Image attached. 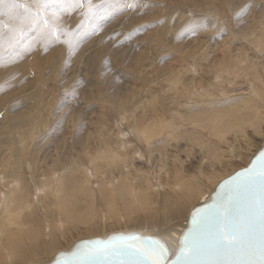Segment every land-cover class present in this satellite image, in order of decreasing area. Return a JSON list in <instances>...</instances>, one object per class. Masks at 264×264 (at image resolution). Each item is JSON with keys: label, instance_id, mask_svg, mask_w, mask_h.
Returning <instances> with one entry per match:
<instances>
[{"label": "bare ground", "instance_id": "obj_1", "mask_svg": "<svg viewBox=\"0 0 264 264\" xmlns=\"http://www.w3.org/2000/svg\"><path fill=\"white\" fill-rule=\"evenodd\" d=\"M18 1L19 0H3V3L0 4V15H2L3 13H4V15L8 14L9 15L8 19L9 20L13 19L12 24H11V21L10 22H8L9 20L6 21L8 23V27L4 30L5 33H8L6 41L1 40V38H2L1 36H2V34H4V32L0 27V52L3 51L5 49V47H7L8 43L12 37V32L15 31V28L22 25L21 19L19 20V22L16 25H13V22L14 23H15V21L17 22V20L21 16H23V13H26V11H27V10H24L25 7L23 10H21V8H20L22 6L21 4L24 1L22 3L20 2L21 4L19 3V6H17ZM38 1H40V0H38ZM74 1L75 0H68V9H70L71 7L73 8V11L72 10L67 11V12L71 13L69 15L70 17H74L75 13L80 12V9L82 8V7L75 6L76 2H74ZM166 1L167 0H164V2H166ZM176 1H177L176 4H178V7H180V8H178L179 11H182L183 5H185V4L190 6L191 5L190 3H194V7H195L196 3H202L203 2L202 0H176ZM259 1L261 2L262 0H259ZM35 2H33V3H35ZM208 2H209V0L205 1V3H208ZM25 3H26V1H25ZM25 3H24V5H25ZM209 3L213 4V7L215 8L214 10L216 13L220 14V18L224 17L223 19H224V21L227 22V26L228 27L230 26L229 30L228 29H227V31H223L224 29L221 30L220 28H221L222 24L220 25V23H216V22L213 23L214 20L212 23L210 22V24L208 25L209 27L206 26L208 29L207 28L204 29L203 27L205 26V24H203L204 26H202V24L200 22L199 23L195 22V24H189L190 23L189 20H191V18H193V17H191V18L189 16L186 17L185 15L181 14L182 12H179L176 14H174L172 12L171 15H173V17H174V19H172V20H174V22L171 21L170 19H168V20H170L169 23H171V24L169 25V27H171V28H169L168 26H164V25H167L166 24L167 22L165 20V22L162 21L163 22L162 24L160 23L161 26H159V25L157 27L155 26V28L157 30V31H155L152 29V27L154 26L155 23L146 22L145 31H147L150 27V31L147 33V35L148 34H154L155 37H151V36L150 37L156 41H159V43L164 44L163 45L164 47L163 46H159V47H161V48L163 47L165 49H166L165 46H167V45H168L167 48L168 47H172V48L174 47L173 45H175L174 39H176V35L178 37V33L182 30L183 27H186L187 25H189V26H187L188 30H190V29L195 30V28L198 27V28H201L202 31L201 30L200 31L202 33H209L211 31H214V33L219 34L221 36V34L223 32H225L227 35L231 36L232 38H235L236 44L234 46H232L231 43L227 44V43L223 42L222 46H224V47L229 46V47H228V49L223 50V54L221 53V56H220V53H218L220 57L219 56L214 57V55H213L214 59L216 58V60H213V59H211V60L215 63V65L218 63V64H221L222 66L218 67L220 65L217 64L218 66H216V69H219V70L214 71V69H215V67H214V69H211V71H214V72L210 71V68H213V67H210V68L207 67V68H209V71H207V74L209 72H211L212 76L206 75L202 78L196 77L195 74H194V76H191L193 74H188V72L190 73L193 71L191 68H189V66H187L186 63H181V64L177 65L175 61L173 62V67H171L169 69L170 70L169 74L166 72L167 81L171 80V82H172V80L174 79L175 86L177 85L178 87H182L183 91H180V93H179L182 95V97H186L188 99L189 95L187 96V94L189 92L195 93L199 98L203 97V96H211L212 94L216 95L217 93L219 96L224 95L225 93H227L228 95H231V96L235 95L234 98L231 97L228 100H225L224 103L222 102L221 104H219V103L215 104L213 102L204 101L201 103V105H197L196 107H194L195 104H193V105H191V107H188V108L186 107L184 109H181L179 107V105L183 103L184 99L180 98V100H176V99L172 98L171 103H169L167 101L170 98V96H172V94L173 95L177 94V92H173V90H172L171 95L170 94L168 95L169 97L165 93V92H167V90L164 92L165 93L164 95L163 94L159 95V98L156 97L155 95L153 96L152 95L154 93L153 90L157 89V88L152 89V88H154V86L152 85V83H153V77L152 76H154V74H152V76H151V74L149 75V71L145 70V66H146V61H147V63H150L153 58L156 59L155 57L149 56L150 54L154 53L155 50H153L154 52L151 50L152 53L148 54V52L150 51V49H149L150 46L148 44L149 42L147 43L148 44L147 45V44H145L146 42H144L143 40H142L144 42L143 45L141 44V45H139V47H138V45L136 46V49H137V47L138 48L143 47L145 49L146 48L148 49L146 52H143L144 49L142 50L140 48V50L143 53L137 52L135 49V46H133L134 48L124 46L125 48L123 50L122 48H119L121 46V44H120V46L118 45L119 47L117 45H113L112 46L113 48H109L107 45H104L105 48L102 49L99 47L101 50L96 51L97 48H93V47L97 46L98 43L96 42V39L91 36V37H89L90 40H88L84 44L80 45L77 52L75 51L77 54H76V56L73 55L75 57L73 58L74 61L71 60V61H73V65H72V63H70V66H71L70 69H68L69 67L67 66L69 59L66 60L67 62L65 61L66 64H65L64 69L66 70V68L68 67L67 68L68 71H66L67 73H65V72L64 73L68 74V76L72 75V77L74 75V77H75L74 72L76 70L74 68V65H75L78 57L81 56V57L85 58V60L82 58V62L86 63L87 67L89 66L91 69V71H89L88 82L90 84H94L90 88H88V90H87L88 94L86 93L88 95V98L91 100L92 103H98V102H101L104 100L105 96L104 97L102 96V92H104L103 87H105V85L108 86V83H110V80L112 77V76L107 77L106 75H104V76H106L103 78V80L105 81V84H101L102 79L99 78V76L102 75L101 72L105 71V72L109 73V71L105 70V69L109 70V67H108L109 65L106 62H104L106 60V58L104 56H106L107 53H111V57H113V59H114L113 62L115 61V63L116 62L118 63V61L124 60V58H127V61H129L128 64L130 66V67H128V69L130 70L129 73H131V75H134L136 70L139 72L137 78L140 79V83H139V85L133 86V87L130 85V83H124V82L120 86V83H118V81H117L118 79L116 80V77H115L116 74L114 72H110V73L114 74V79H115V83H113L114 84L113 85L114 91L112 92V95L109 94V96H111V98L109 99V97H107V99L105 100L106 101L105 104H102L99 107V110L101 111V113H99L100 114L99 117H97V119L95 121H93V120L90 121L92 123V125L94 126L93 130H88L86 134L78 136V139L81 138L80 143H82L83 140L85 142V143L81 144L82 146L84 145L83 149L86 147L83 152H85V150H88L87 143H86L87 140L93 143V148L95 149V151L92 152L91 154H94L96 156L91 157V158H94V163H95L96 159H98V160L103 159L106 161L105 165L108 167V169L104 170V172L105 171H106V173H107V171L109 172V170L113 167V165H115L114 163H119V165H116L113 168V170H111V172H114V171H115V173L117 172L116 176H114V177L112 176L113 177L112 183H113V186L115 188H117L119 191L118 196L120 195V198L118 196L116 197L119 199V202H120L118 204L116 203V207H119L120 205H122L124 207L122 214L124 213L126 215L125 216L126 219H128V220H138V221L141 220V222H143V225L149 224L151 226L152 225L153 226H157V225L159 226L162 223L165 224L166 222H169L172 219L179 218L184 211L183 206L185 207L186 203L190 204L192 202V200L197 195H199V193H202L201 189H202V185L205 181H208L209 179H211V177H214L217 174V172L219 171V169H222L223 167L225 168V165L227 163L229 165L230 161L233 160V157L235 159H241V161H242L241 157H244V156L248 157L247 152L245 151L246 147L243 151L242 150L238 151L237 148H240V147H238L237 145L235 146V142L238 140L242 144L245 141L244 144L247 146L252 140L255 141V136L257 135V132L260 133V132L264 131V129H263V127H264L263 126L264 125V63H261V60H260V59L264 58V18H262L260 20L257 19L260 16L257 15L258 17H256V13H255L251 16L252 17V18H250L251 20H249V22L247 21L248 23L246 22V23L242 24L243 23L242 22L240 24V26H238L239 28L237 27L239 29V33L242 36L239 35V36H241V38H237L238 35L236 37V35H235L236 32L234 31L235 30L234 28H236V27H234L233 28L234 30H233L230 23L232 22L234 24V26L237 25L238 23H236V22L234 23L233 20L243 21L240 18L246 17L248 12H246V13L242 12L241 13V10H244V8L241 9L239 7V1L236 2L235 0H211ZM243 4H244V2H243ZM163 5H165V4H163ZM139 6H141V5H139ZM145 6L148 8V10L149 9L153 10L155 7H157V4L152 2V3H147V5H145ZM170 6H172V5L170 4ZM208 6H205V7H208ZM252 6L257 8V6L251 5V7ZM262 6L263 7L258 9V10H259V13L261 12V14L263 16L264 15V3L262 4ZM38 7H39L40 11H43L42 8L40 7L39 3H38ZM63 7L64 6H61V3L59 2L55 6H52L51 3H48L45 8L46 9L59 10V8H63ZM197 7H196V9H197ZM227 7H228V9H227ZM208 8H210V7H208ZM163 10L166 11L167 8L161 9V15L163 13ZM27 13L29 14L28 11H27ZM199 14H201V13H199ZM31 16L32 15H30L29 17L31 18ZM215 17L216 16H214L213 18H215ZM248 17H249V15H248ZM50 18H49V15H46L42 24L39 21H36L37 19L34 20V23L37 22L36 25H33V30L36 29V31L34 30L35 31L34 34H38L35 42L42 45V46H44L46 44L51 45V43H53V42L58 44V46H60L61 48L68 46L67 45L68 43H69V46H71L70 45L71 42L69 39L70 38L69 32L63 33L65 35L62 34L63 36L61 37L60 40L56 41L55 37H54L55 40L53 39V36L49 32L50 29H53V30L56 29L55 31L57 33H59V36H60L61 33L64 32L63 30L65 28L64 27H57L58 23L57 22H51ZM129 19H131V18H129ZM245 19H247V18H245ZM31 20H33V19H31ZM45 20L47 22H45ZM116 21L112 22L110 24V27L112 26V28H113ZM121 21H120V23H121ZM205 22H206V20H205ZM148 24H149V26H148ZM11 25H13V27ZM23 25H25V24H23ZM41 26H43V27L41 28ZM224 27H226V26L224 25ZM176 29H180V30H176ZM238 29L236 31H238ZM53 30H51V31H53ZM208 30H209V32H208ZM55 31H53V32L55 33ZM187 33H188V31H187ZM122 34H121V36H122ZM196 34L197 33L195 32V35ZM202 35H200V36H202ZM204 35H206V34H204ZM210 35L212 37V34H210ZM213 35L215 36V34H213ZM247 37H248V40L245 39ZM14 38H15V34H14L13 39L11 40V44H12L11 48L4 50L3 52H5V53L3 55H2L3 52H1V54H0V75H1V77L6 78L8 83L15 81V83L19 84L18 78L20 77V75L22 73H24L25 71L36 69L35 73H33L34 80L38 81L37 85H41L42 90H36L34 92L31 91L29 94H27V96L30 95L27 99H29V98H31V99L26 103H32L34 106L33 109H30V107L27 106L26 104L24 105L25 101L20 105V104H14L10 100H8L9 104H10V106H9L7 104V101H6V98H7L6 96L5 97L3 96V98L0 99V114H1L0 115L1 116L0 117V243H2V245L0 246V264H9V263H4V261H6V260H4V261L2 260V257H4L5 255L7 258H11L10 259L11 261L13 260L15 262H18V261L22 262L23 260L32 261L37 256L39 258V255L41 253L44 254V253H48L49 251H53V253L51 254V257L46 258L45 263H42V262L39 263V264H50L57 257V255L59 253L72 251L74 246L79 241L86 240V239H94V238L106 239L107 237H109L113 234H131V233H137V234H140V236H153L156 238H159V237L163 238V236H165L162 240H164V242L167 244V246L169 247L171 256H173L174 253L176 252V250L178 249L179 245H180V240L182 238L184 231L189 226L190 217L193 214V212L199 206L203 205L204 203H206L210 200V198L212 197L213 193L216 191L219 184L224 179H226L227 177H225L223 180H221L218 183V185L216 184L217 186L215 187L214 191L212 190L213 192L211 191L212 193L210 192V194H208V195H205V193H204V195L201 197V203L198 204L197 206L195 205V207H193L191 209V211L189 212V216L182 223H180V225L179 224L175 225V227L171 226L168 229H166L164 232L162 231V233H160V234L154 235L153 234L154 232L153 233L148 232L147 229H145L147 232L144 230L143 231L140 230L142 232H139L138 230L134 231L132 229H131V231H125L123 229V231H114V232L112 231L111 233H109L107 235L104 234L105 236H95V237H91V238L80 239V240H77L74 244H72L71 247L68 245L70 248L63 249L60 251L57 250L58 252H54L56 250V248L58 247L56 244H58L59 238L62 236L64 237L65 233L67 232V228H64V226H65L66 222L68 224L69 217H70L71 223H72V221H76V222L77 221H86L87 218H85V216L82 215L79 210L84 209L83 207L87 208L88 206H94L95 205L94 199H96L95 203L97 205H99L101 203V198H100L101 196L99 197V199L96 196L97 192H96V188L94 185L93 178L96 176L97 179H99L101 182H103L102 178L100 177V175H102V172H103L102 166H101L103 164L95 165L93 163V161H91L93 164L90 167H93L92 171L94 174V176H93V174L91 176L90 170H88V168L85 167L86 166L85 161H87L85 157H87L90 154L89 152L86 151L87 152L86 154H88V155H86L84 153L83 154V155H85L84 158L82 160H79V158H77V157L81 156L80 152L79 153L77 152V154H79V156L76 154L77 157H74L73 155L71 156V154L68 155L67 152H65L66 154L64 152H63L64 154H62L61 150H60L61 147L54 145L57 141H54L55 143H53L52 145H46L47 143H50L49 139H51V134H52L51 131L53 130L52 124H53V119L55 118V117H53V116H55L54 111H53V104H55L56 100H58L57 93H60V88H59V86H57V88L52 87L53 89L48 88V86H46L47 85L46 81H43L42 77L45 74L44 70L45 69L49 70V68H47V67H52L53 65H55V67L57 68L61 64V63H58V60H61V58L63 56L61 55V52L58 51V52H53V53H50V52L47 53L46 52L43 54V56L42 55L38 56L36 53V55H32L33 56L32 57L31 54H33V53L24 51L20 47V42H16V44H14L15 40H16ZM24 38H25V40L27 39L26 40L27 43L33 44V42H30L31 39L30 40L28 39V36L24 37ZM30 38H31V36H30ZM138 38H140V37H138ZM187 38H188V36H187ZM212 38L214 39V37H212ZM142 39H143V37H142ZM215 39H216V37H215ZM218 39H217L218 40L217 42H213L214 45H211L212 47H214V46L216 47L218 45V43L221 44L220 41H223V39L221 37ZM122 40H125V39H122ZM196 40H200V41H196V44H197L196 46H198L201 49L202 48L204 49L205 47L209 46L206 44L208 41L207 40H206L207 42L204 41L205 39L202 40L200 38H197ZM142 41H140V42H142ZM156 41H154V42H156ZM169 41H171V43ZM214 41H216V40H214ZM109 42H110V40H109ZM129 43H131V42H129ZM157 43L152 42L150 45L157 44ZM182 44H183V42H182ZM253 44H254V47L252 46ZM176 46L177 45H175V48H176ZM38 47L39 46L36 44L35 47H33V48L37 49ZM60 47H58V48H60ZM91 48H93V49H91ZM156 48H157V45H156ZM161 48H157V49H159L161 52L165 50V49L163 50ZM175 48L172 51H177V49L175 50ZM209 48H211V47H209ZM207 49H208V47H207ZM185 50L183 52H185L186 54L192 55L191 52L194 53L193 51H191L189 53L188 51H190V50H188V49H187L188 51L187 50L185 51ZM31 51H33V49H31ZM180 51H182V50L180 49ZM20 52L22 54L21 59L19 56ZM88 52H89V54H88ZM168 52L169 51H167V55H169ZM13 53L15 54V58L12 59L11 55ZM155 53H157V52H155ZM163 53H165V52H163ZM163 53L161 55H163ZM176 54H177V52H176ZM207 54H208V52H207ZM183 55H184V53H183ZM185 56H183V57L185 58ZM172 57L177 58L179 56L177 54V57L176 56H172ZM193 57H195V56H193ZM200 57H201L200 59H202L203 55L201 54ZM221 57H222V59H221ZM37 58L43 59L44 60L43 63H37ZM180 58H182V56ZM154 59H153V61H154ZM101 60H102V62L100 65ZM186 60H187V58H186ZM124 63L126 64L127 62H124ZM156 63H158V62H156ZM174 63H175V65H174ZM167 64H169V63H167ZM230 64H233V65H230ZM210 65H212V64H210ZM118 67H121V65ZM118 67L116 66V68H118ZM73 68H74V71H73ZM160 68H161V66H160ZM54 69L52 68V70H49V72H50L49 74L51 76L53 73H55ZM122 69H125V68L122 67ZM116 70H119V68ZM126 70H125V72H126ZM154 70H156V69H154ZM164 70L165 69H163L162 72H164ZM40 71H41V74L39 76ZM59 71H60V68H59ZM62 71H63V69H62ZM112 71H113V69H112ZM47 72H46V74L49 75ZM51 72H52V74H51ZM122 72H123V70H122ZM122 72H120V73H122ZM150 72H151V70H150ZM153 72H155V71H153ZM162 72H160V73H162ZM204 72H205V69H204ZM204 72H199V73L204 74ZM108 73H106V74H108ZM120 73H118V74H120ZM201 74H200V76H201ZM50 75L48 76V78L50 77ZM122 75H123V73H122ZM126 75H128V74H126ZM163 75H165V74H163ZM56 76H59V78H63V76L61 75L60 72L57 71V69H56ZM163 78H165V76ZM239 78H241V80H239ZM223 79H225V80H223ZM132 80H133V78H132ZM155 81H156V79H155ZM160 81H162V80H160ZM206 81H210V82L206 83ZM168 82H166V83H168ZM154 83L156 84V82H154ZM158 83H159V81H158ZM115 84H119L120 87L116 88ZM162 84H163V82H162ZM159 85H160V83H159ZM157 86H158V84H157ZM162 86L165 87L164 85H162ZM160 87H161V85H160ZM198 88H200V89L205 88V92L201 91L200 89L198 90ZM167 89H168V87H167ZM219 89H222L223 92L220 93ZM158 90L159 89H157L155 91H158ZM109 92H111V91L109 90ZM170 92H171V89H170ZM158 93H159V91H158ZM84 95L85 94H83V96ZM106 95H107V93H106ZM191 96H193V95H191ZM1 97H2V95H1ZM66 97L67 96H64V94H63V96H62L63 104L65 102H66V104H68V103L71 104V99H69V101L67 103ZM198 97H196V98H198ZM85 98L87 99L86 95H85ZM120 98H122V100H124V101L121 102ZM205 99H207V98L205 97ZM4 100H5V102H3ZM84 101L87 102V100H85V99H84ZM140 102L142 103V106L140 107V110H142V113L140 116H138V114H136V110H137ZM107 108H109V109H107ZM76 109H74V110H76ZM105 109H107L109 111H107V110L105 111ZM77 110L75 111V113L79 114L80 110H78V111ZM167 111L170 112L168 121H167L168 117L166 115ZM174 111H176L177 113H175ZM117 112H118V114H117ZM173 112L176 115L174 117H173V115H174ZM171 113H172V115H171ZM57 115H59V114L57 113ZM151 117H153L152 118V120L154 122L153 124L156 125V127H157V128H155V130H153L151 128V125L149 124L150 123L149 120L151 121V119H150ZM182 117H183L184 121L191 119V118H195V119L193 121L185 124V122L182 120ZM177 118H179L181 120H179V119L177 120ZM116 119L121 120L119 126L118 125L116 126V123H115ZM146 120H148V122H146ZM63 121H64V119H63ZM202 127L206 128L207 131L210 133V135H212L215 139L216 138L217 139H224V144L221 145L220 143H218L220 140L218 142H217V140L216 141L211 140L209 142L206 141L205 137L203 138V136H202L204 134L201 135L200 131L197 130V128L203 129ZM95 128H97V129L95 130ZM99 128H103V130H100ZM128 128H132V130H129ZM248 128H251V129H248ZM58 129H57V132H59ZM45 130L49 131L48 134L44 133ZM125 131L126 132L129 131V134H128V132H127V134L124 133ZM166 131H167V134H166L167 137L165 135H163L166 138H161L160 137V135H162L161 133L165 134ZM73 132H76V130L74 131V129H73L72 133ZM78 132H76V133H78ZM62 136L58 135V137L56 139L58 140V138L62 137ZM156 136H157V138L160 137L159 139H157V141H155L156 145H151L150 146L151 150L148 149L149 147L146 148V145H148V144L150 145L154 142L153 139H155ZM171 136H176L178 138V140L174 137H172L173 139H169L168 137H171ZM74 138H75V136H74ZM78 139H75V140H78ZM184 139H188L190 141L189 143L193 144L194 146L196 145V147L199 146L201 151L206 150V153L208 152V155H207L208 157H203V158H208V159L210 158L211 162H212L211 163L209 161L206 163L207 168L209 165L211 167V169L209 171H207L208 173L206 172V174H204L205 172L204 173L202 172L204 174L203 175L204 177L200 173L195 174L196 173L195 167H199V165L197 166V164H194V162L189 161V164H187L186 168H183L182 166L180 167L179 165H181V164L178 163L179 167L178 166L174 167V168H176V169H174V171H170V170L168 171L166 169L167 167L166 168L164 167L165 168L164 171L167 170L168 174L166 177V176H164V174L162 172L163 176L166 177L165 180H163L164 179L163 177H162L163 179L160 178L159 181H161L162 184L160 182H158V185H157V183H155V181L157 182V180L153 179V177H155V176H152L150 171H149L148 174H145V175H147L146 177H148V178H146V180L149 183L145 184V185H140L141 184L140 181L142 180V178H144V174L143 173L140 174L141 176L139 177L137 171H140L143 168H141L140 163H138L140 167L137 164H135L134 159H136V158H135L134 154L136 155V153H138V152H143V153L149 152V150H150V154H152V156L155 155L154 152H157L156 154H158L159 159H161V157L164 158V153H166L164 149L167 145V153H166L167 157L170 155V157L172 156L174 161H176V159L179 158V155L174 153L175 152L174 148H173L174 152L170 153V151H172L170 149H171V147H176V148H178L177 151L182 150V149H180L181 148L179 145L180 143L178 144V142L180 140L184 141ZM60 140L63 141V143L67 142L63 139V137ZM173 140H174V142L172 143ZM61 141H58V142H61ZM184 142L187 143L186 141H184ZM69 143H72V142H69ZM58 145L60 146V144H58ZM81 145H80V149H81ZM31 146H33V147L31 148ZM69 146H70V144H69ZM263 147H264V145H263ZM263 147L259 148V149L261 150V149H263ZM63 148H64V146H63ZM242 148H244V147L242 146ZM71 149H73L72 146H71ZM67 150H65V151H67ZM33 151H35L34 152L35 154L37 152V154H36L37 160L35 159L36 161L33 160V156L28 155L29 153H31ZM79 151H82V150H79ZM259 151H257L253 155L255 156ZM229 152H231V153H229ZM234 152L237 153V154H235V156L233 155ZM81 154H82V152H81ZM125 155H127V160L125 159V161H124L123 159L126 158V157H124ZM28 156H29V158H27ZM227 156H228V158H225ZM254 156H252V158L248 157L250 162ZM148 157H149V155H148ZM153 158H154V156H153ZM172 158H171V160H172ZM196 160L197 159H195V162H196ZM200 160H198V161H200ZM249 160L247 162H249ZM38 161L49 162L51 169H54L53 173H47L48 171H46V174H47V176H46L45 174H42L45 172L44 169H43L44 172H41V174H39L38 171H37L38 172L37 173L36 170L39 169L36 167V165L38 164L37 163ZM145 161H148V160H145ZM168 161H169V159H168ZM198 161H197V163H198ZM233 161H236V160H233ZM241 161H240V163H241ZM243 161H244V159H243ZM78 162L79 163L82 162V163H80V165H83L82 169H79L78 167L77 168L71 167V165H74L75 163L77 166ZM83 162H84V164H83ZM89 162H90V159L87 161V163H89ZM167 163H169V162H167ZM182 163H184V162H182ZM249 163H248V165H249ZM42 164H44V163H42ZM142 164H147V162L142 163ZM165 164L162 166H165ZM169 165H170V163H169ZM230 165H231V163H230ZM40 166H41V163H40ZM40 166H38V167H40ZM144 166H146V165H144ZM149 166H150V164H149ZM247 166H245V167H247ZM34 167L37 169L35 170ZM245 167H243V168H245ZM145 168L147 169L148 167L146 166ZM164 168L162 167V169H164ZM207 168L204 167L205 170ZM41 169L42 168H40L39 170L42 171ZM146 169H145V171L147 172ZM168 169H170L169 166H168ZM129 171H130V173H132L131 176L128 175ZM156 171L158 172V170H156ZM194 171H195V173H193ZM50 172H52V170H50ZM152 174H153V172H152ZM41 175H45L46 177L42 178V177H40ZM156 175H158V173H156ZM160 175L161 174H159L158 176L160 177ZM106 176H108V175H106ZM126 177L131 178V180L133 182L134 181L137 182V184L134 185L135 190L134 191L132 190V192H129L130 189L129 190L127 189V185L125 183ZM119 179H120V181H119ZM100 185H101V183H100ZM211 189L212 188H210L209 190H211ZM106 190H108V189L106 188ZM125 191H126V193H124ZM150 191L154 192L152 196L150 195ZM127 193L129 196L125 195L127 198H123L122 195L127 194ZM208 193H209V191H208ZM98 194H99V192H98ZM50 195L53 199H51V198L47 199ZM106 196L108 198L109 194L105 193V199H106ZM116 198H114V199H116ZM102 200H103V198H102ZM109 200L112 201V198H110ZM113 201H115V200H113ZM197 201H196V203H197ZM117 202H118V200H117ZM198 202H200V201H198ZM71 203H74V206L76 205V211H74V212H76L78 215L73 213V209L71 208V206H73V204H71ZM49 206L54 207V210H55L54 215L55 216H53L48 211ZM99 209H101V208H99ZM117 211H119L118 208H117ZM60 212H61L62 216L58 215V213H60ZM95 212H97V211H95ZM134 213H136V218L134 216ZM181 218H179V219H181ZM142 219H143V221H142ZM111 221H113V220H111ZM186 221H187V225H185ZM21 223H22V226L27 225V224L36 225L38 229L37 230L35 229L36 230L35 231L33 229H29L26 226L25 232H20L18 229H15V228L20 227ZM135 223H136V221H135ZM145 223H147V224H145ZM138 225H136V226L138 227ZM140 225L142 226V224H140ZM97 226H99V225H97ZM123 226L121 228H124ZM59 227H61V229L63 230V231L61 230L62 233L59 232V230H58ZM161 229H162V226H161ZM155 230H157V229H155ZM68 231H70V229ZM166 240H169L170 243L166 242ZM40 260H41V258H40ZM44 260L45 259H43L42 261H44ZM47 260H48V262H47ZM16 264H18V263H16ZM30 264H35V263H30Z\"/></svg>", "mask_w": 264, "mask_h": 264}, {"label": "rangeland", "instance_id": "obj_2", "mask_svg": "<svg viewBox=\"0 0 264 264\" xmlns=\"http://www.w3.org/2000/svg\"><path fill=\"white\" fill-rule=\"evenodd\" d=\"M24 1V2H23ZM25 1H26V3H25ZM29 1V2H28ZM36 0H19L18 2H17V6H19V3L21 2H23L21 5V10H23L24 9V7H25V9L24 10H27L28 12H29V14L30 15H32L31 16V18L29 17L30 15L27 13V11H26V13H23V16H21L18 20H17V22L15 21V23L13 22V25H16L18 22H19V20L21 19V23H22V25H20L19 27H17V28H15V31H13L12 32V37H11V39H10V41H9V43H8V45H7V47H5V49L4 50H7V49H9V48H11V46H12V44H11V40L13 39V37H14V34H15V38L14 39H16L15 40V43L14 44H16V42H20V47L24 50V51H26V52H30V53H33V54H31V56L32 55H36V53H37V55L38 56H43V54L44 53H48V52H50V53H53V52H58V51H60L61 52V55L63 56L62 58H61V60H58V63H61L57 68L55 67V65H53L52 67H47V68H49V70H52V68L54 69V71H55V73H53L52 74V72H51V74H52V76L49 74L50 72H49V70L48 69H45L44 71H45V74L43 75V81H46V83H47V85L46 86H48V88H50V89H53V88H57V86H59V88H60V93H57V95H58V100H56V102H55V104H53V111H54V114H55V116H53V117H55L54 119H53V130L51 131V139H49L48 141L50 142V143H47L46 145H52L53 143H55L54 141H57L54 145H56V146H58V147H61L60 148V150H61V153L62 154H64L65 152H67V154L68 155H70L71 154V156L73 155L74 157H77V155L79 156V154H77V152L79 153L80 152V157H77V158H79V160H82L83 158H84V156L85 155H83L84 153L86 154L87 152H89L90 154L88 155V154H86V155H88L87 157H85L86 158V160L88 161L89 159H90V162L89 163H87V161H85L86 162V166L85 167H87L88 168V170H90V175L92 176V174H93V171H92V169H93V167H90V166H92V164L94 163V158H91V157H94V156H96V155H94V154H91L92 152H94L95 151V149L93 148V143L92 142H90V141H86V143H87V147H88V150H85V152H83L84 151V149L86 148H84L83 149V147H84V145L82 146L81 144H83V143H85L84 142V140H83V142L82 143H80V140H81V138L80 139H78V136L79 135H83V134H86L87 133V131L88 130H93V128H94V126L92 125V123L90 122L91 120H93V121H95L96 119H97V117H99V113H101V111L99 110V107L102 105V104H105V100L107 99V97H109V99L111 98V96H109V94L110 95H112V92L114 91V89H113V83H115V79H114V74L113 73H110V72H114L116 75H115V77H116V80L118 81V83H120V86H121V84L124 82V83H130V85L133 87V86H137V85H139V83H140V79L139 78H137V76H138V74H139V72L136 70H134L135 71V74L134 75H131V73H129L130 72V70L128 69V67H130L129 66V64H128V62L129 61H127V58H124V60H120V61H118V63L116 62L115 63V61L113 62V57H111V53H107V55L106 56H104L105 58H106V60L104 61V62H106L109 66V70L108 69H105L106 71H109V73L108 72H105V71H102L101 72V76H99V78H101L102 79V81H101V84H105V81L103 80V78L104 77H109V76H112L111 77V80H110V83H108V86H106L105 85V87H103V90H104V92H102V96L104 97V100L103 101H101V102H98V103H92L91 102V100L88 98V93H87V90H88V88H90L92 85H94V84H90L89 82H88V79H89V71H91V69H90V67L88 66L87 67V64L86 63H83L82 62V58L83 57H78V59H77V61H76V63H75V65H74V68H75V72H74V74H75V77H74V75H73V77H72V75L71 76H68V74H65V73H67L66 71H68L67 70V68L68 69H70V63H72V65H73V61H74V57L76 56V52L78 51V49H79V47H80V45H82V44H84L86 41H88V40H90L89 39V37H93V38H95L96 39V42L98 43L97 44V46H95V47H93V48H97L96 49V51L97 50H101L100 48H105V46L104 45H107L109 48H113L112 46L113 45H119L120 46V44H121V46L119 47V48H122L123 50H124V48L125 47H133V46H135V49H136V46L138 45V47H139V45H143L144 44V42H146L145 44H147L148 42V44H149V49H150V51L148 52V54L149 53H152V51L153 50H155V52H157V53H155L154 51V53H152V54H150L149 56H152V57H155L156 59H154V61H153V59H152V61L150 62V63H147V61H146V66H145V70L146 71H149V75L151 74V76H152V74H154V76H152L153 77V83H152V85L154 86V88H152V89H155V88H157V89H159L158 91H159V93H158V91H155V90H157V89H155V90H153V96L155 95L156 97H158L159 98V95H161V94H167V96L170 94L171 95V93H172V90H173V92H177V94H172V96H170V98L167 100L169 103H171V100H172V98L173 99H176V100H180V98L181 99H184V101H183V103L182 104H180L179 105V107L181 108V109H184V108H188V107H191V105H193V104H195L194 105V107H196L197 105H201V103L202 102H204V101H208V102H213V103H215V104H221L222 102L224 103L225 102V100H228L229 98H231V97H235V95H228L227 93H225L224 95H221V96H219L218 95V93L215 95V94H212L211 96H203V97H198L195 93H188L187 94V96L189 95V98L187 99L186 97H182V95L181 94H179L180 93V91H183V89H182V87H178L177 85L175 86V81H174V79L172 80V82H171V80H168L167 81V75H166V72L169 74V72H170V68L171 67H173V62L175 61L176 62V64L177 65H179V64H181V63H186L187 64V66H189V68H191L192 69V71L193 72H188V74H193V75H191V76H194V74H195V76L196 77H198V78H202V77H204V76H206V75H211L212 76V74H211V72H214V71H218L219 69H216V66H218V65H220V66H218V67H221L222 65L221 64H216L215 65V63L211 60V59H213V60H216V58L214 59V57L215 56H219V54L218 53H220V56H221V53L223 54V50L224 49H228V47L229 46H227V47H224V46H222V44H223V42H225V43H227V44H229V43H231V45L232 46H234L235 44H236V39L235 38H232L231 36H229V35H227L225 32H223L222 34H221V36L219 35V34H216V33H214V31H211V32H209V30H208V32L209 33H202L201 31V28H195V30L194 29H190V30H188L187 29V26H189V25H187L186 27H183L182 28V30L178 33V37H177V35H176V39H174L175 40V45H177L176 46V48H175V45H173L174 47L172 48V47H168L167 48V46H165L166 47V49L165 48H163L164 46V44H161V43H159V41H156V40H154L153 38H151V37H155V35L154 34H148L147 35V33L150 31V27H149V29L147 30V31H145V29H146V22H153V23H155L154 24V26L152 27V29L153 30H155V31H157L156 30V28H155V26L157 27L158 25L159 26H161V24L163 23V22H165V20H166V24L167 25H164V26H168L169 27V25L171 24V23H169V21L171 20V21H173L174 22V20H172V19H174V17H173V15H171V13L173 12L174 14H176V13H179V12H182L181 14H183V15H185L186 17H193V18H191V20H189V24H195V22H200L201 24H202V26H204L203 24H205V26L203 27L204 29H206L207 27H209L208 25L210 24V22L212 23L213 22V20H214V22L213 23H220V25H221V30H223V31H227V29L229 30V27L227 26V22L226 21H224V17H221L220 18V14L219 13H216L215 12V8L213 7V4H211V3H209L211 0H209V2L208 3H205V1L206 0H202L203 2L202 3H196V5H195V7H194V3H190L191 5V7L193 8H191L190 6H188V5H183V9H182V11H179V9L178 8H180V7H178V4H176V0H167L166 2H164V0H91V5H92V10L91 11H89V7H88V0H81V2H82V5L83 6H81L82 8L80 9V12H77V13H75V15H74V17H70L69 15L71 14V13H69V12H67V11H73V8L71 7L70 9H68V0H60V3H61V6H64L63 8H59V10H53V9H46L45 7H43L42 8V10L43 11H40V9H39V7H38V3L40 4V1H36ZM236 2H238L239 1V7L241 8V9H243L244 8V10H241V13L243 12V13H246V12H248V14L246 15V17H242V18H240L241 20H243V21H236V20H233L234 21V23L236 22V23H238L237 25H235L234 26V24L231 22L230 23V25H231V27H232V29L234 28V27H238V26H240V24L242 23V24H244V23H246L247 21L249 22V20H251L250 18H252L251 16L253 15V14H255L256 13V17H258V16H260V17H258L257 19H262V18H264V15L262 16V14H261V12L259 13V10L258 9H260V8H262L263 6H262V4L264 3V1L262 0L261 2L259 1V0H235ZM33 2H35V3H33ZM74 2H76V0L74 1ZM156 3L157 4V7H155L153 10H148V8L145 6V5H147V3ZM163 2V3H162ZM243 2H244V4H243ZM24 3H25V5H24ZM28 3V4H27ZM206 5H205V4ZM242 5H241V4ZM253 3V4H252ZM255 3V4H254ZM143 4V5H142ZM163 4H165V5H163ZM170 4L173 6H170ZM254 5V6H257V8L256 7H251V5ZM24 5V6H23ZM139 5H141V6H139ZM162 5V6H161ZM169 5V6H168ZM175 5V6H174ZM208 6V7H210V8H208V7H205V6ZM28 6V7H27ZM109 8H108V7ZM139 6V7H138ZM167 6V7H166ZM198 6V7H197ZM200 6V7H199ZM249 6V7H248ZM138 7V8H137ZM176 7V8H175ZM196 7H197V9H196ZM162 8H167V10L165 11V10H163V13H162V15H161V9ZM189 8V9H188ZM206 8V9H205ZM213 8V9H212ZM247 8V9H246ZM250 8V9H249ZM29 9V10H28ZM31 9V10H30ZM196 9V10H195ZM211 9V10H210ZM227 9H228V7H227ZM255 9V10H254ZM20 10V11H21ZM174 10V11H173ZM192 10V11H191ZM151 11V12H150ZM256 11V12H255ZM258 11V12H257ZM153 12V13H152ZM170 14H169V13ZM198 14H197V13ZM209 12V13H208ZM253 12V13H252ZM32 13V14H31ZM135 13V14H134ZM199 13H201V14H199ZM204 13V14H203ZM206 13V14H205ZM214 13V14H213ZM25 14V15H24ZM127 14V15H126ZM28 17H27V16ZM36 15V16H35ZM46 15H49V18L51 19V22H57L58 23V26L57 27H64L65 29L63 30L64 32H62L61 33V35L59 36V33H57L55 30H53V29H50L49 30V32L51 33V35L53 36V39H54V37H55V39H56V41L57 40H60L61 39V37L63 36V35H65V34H63V33H68L69 32V39H70V42H71V46H69V43L67 44L68 46H66V47H63V48H61L60 46H58V44H56V43H51V45L50 44H46V45H44V46H42V45H40V44H38V43H36L35 42V40H36V38H37V36H38V34H34L35 33V31H36V29H34L33 30V25H36V21H39L41 24H42V22H43V20H44V18H45V16ZM99 15V16H98ZM136 15V16H135ZM248 15H249V17H248ZM258 15V16H257ZM9 15L7 14H5L4 15V13L2 14V15H0V27H1V29L3 30V32H4V30L8 27V23L6 22V21H8L9 19V17H8ZM35 16V17H34ZM122 16V17H121ZM214 16H216L215 18H213ZM166 17V18H165ZM173 17V18H172ZM129 18H131V19H129ZM165 18V19H164ZM212 18V19H211ZM245 18H247V19H245ZM5 21H4V20ZM7 19V20H6ZM24 19V20H23ZM31 19H33V20H31ZM37 19V20H36ZM120 19V20H119ZM164 19V20H163ZM168 19H170V20H168ZM12 20L13 19H11V20H9L8 22H10L11 21V24H12ZM34 20H36L35 22L36 23H34ZM117 20V21H116ZM122 20V21H121ZM205 20H206V22H205ZM212 20V21H211ZM217 20V21H216ZM59 21V22H58ZM114 21H116V25L114 24V26H113V28H112V26L110 27V24L112 23V22H114ZM120 21H121V23H120ZM126 21V22H125ZM163 21V22H162ZM209 23H208V22ZM222 21V22H221ZM31 22V23H30ZM172 22V23H173ZM188 22V21H187ZM240 22V23H239ZM247 22V23H248ZM161 23V24H160ZM169 23V24H168ZM226 23V24H225ZM23 24H25V25H23ZM45 24V23H44ZM150 24V23H149ZM149 24H148V26H149ZM13 25H11L12 27H13ZM40 25V24H39ZM224 25L226 26V27H224ZM207 26V27H206ZM43 26H41V28H42ZM131 27V28H130ZM167 27V28H168ZM228 27V28H227ZM169 28H171V27H169ZM186 28V29H185ZM236 28H234L233 30L236 32L235 33V35H236V37H237V35H238V37L237 38H241V34L239 33V27L237 28L238 29V31H236L237 29ZM208 29V28H207ZM226 29V30H225ZM51 30H53V31H55V33L53 32V31H51ZM173 30V29H172ZM176 30H180V29H176ZM175 30V31H176ZM201 30V31H200ZM213 30V29H212ZM187 31H188V33H187ZM190 31V32H189ZM48 32V33H49ZM123 34H122V33ZM195 32L197 33L196 35H195ZM201 32V33H200ZM213 32V33H212ZM181 33V34H180ZM191 33V34H190ZM7 34L8 33H5L4 32V34H2V38H1V40L2 41H6V38H7ZM63 34V35H62ZM117 34V35H116ZM121 34H122V36H121ZM128 34V35H127ZM193 34V35H192ZM203 34V35H202ZM204 34H206V35H204ZM210 34H212V37H214V39L211 37V35ZM213 34H215V36L213 35ZM33 35V36H32ZM121 37H120V36ZM198 35V36H197ZM200 35H202V36H200ZM219 35V36H218ZM239 35H241V36H239ZM28 36V39L30 40L31 39V41L30 42H33V44H31V43H27L26 42V40H25V38L24 37H27ZM30 36H31V38H30ZM119 36V37H118ZM126 36V37H125ZM143 37V39H142V37ZM151 36V37H150ZM187 36H188V38L190 39H188L187 38ZM190 36V37H189ZM35 37V38H34ZM57 37V38H56ZM60 37V38H59ZM131 37V38H130ZM138 37H140V38H138ZM200 38V39H202V40H204V41H206L207 43V45H209V46H207L208 47V49H207V47H205L204 49L202 48H199L198 46H196L197 44H196V41H200V40H196L197 38ZM203 37V38H202ZM215 37H216V39H215ZM222 38L223 39V41H220V43L221 44H219L218 43V45L215 47H212L211 45H214V43L213 42H217L219 39L218 38ZM33 38V39H32ZM181 38V39H180ZM192 38V39H191ZM54 39V40H55ZM112 39V40H111ZM122 39H125V40H122ZM147 39V40H146ZM188 39V40H187ZM218 39V40H217ZM246 40H248V37L247 38H245ZM33 40V41H32ZM109 40H110V42H109ZM144 42H143V41ZM146 40V41H145ZM156 41V42H154V41ZM212 40V41H211ZM214 40H216V41H214ZM140 41H142V42H140ZM195 41V42H194ZM211 41V42H210ZM129 42H131V43H129ZM157 43V44H152V45H150L151 43ZM170 43H171V41H169ZM178 42V43H177ZM182 42H183V44H182ZM194 42V43H193ZM177 43V44H176ZM213 43V44H212ZM38 45L39 47L37 48V49H34L33 47H35V45ZM126 44V45H125ZM147 44V45H148ZM161 44V45H160ZM185 44V45H184ZM55 45V46H54ZM73 45V46H72ZM156 45H157V48H161V47H159V46H163L161 49H165L164 51H160L159 49H157L156 48ZM182 45V46H181ZM104 46V47H103ZM125 46V47H124ZM155 46V47H154ZM253 47H254V44L252 45ZM58 47H60V48H58ZM100 47V48H99ZM137 47V49H136V51L137 52H140V53H143V52H146L148 49L146 48H143V47H140L142 50L144 49V51L142 52L141 50H140V48H138ZM182 47V48H181ZM209 47H211V48H209ZM93 48H91V49H93ZM134 48V47H133ZM156 48V49H155ZM174 48H175V50L177 49V51H172V50H174ZM198 48V49H197ZM31 49H33V51H31ZM139 49V50H138ZM170 49V50H169ZM180 49L182 50V51H180ZM190 50V51H188L189 53L191 52V51H193L194 53H192L191 52V54L192 55H190V54H186L185 52H183L184 50ZM214 49V50H213ZM221 49V50H220ZM3 50V51H4ZM74 50V51H73ZM127 50V49H126ZM152 50V51H151ZM158 50V51H157ZM179 50V51H178ZM185 50V51H186ZM3 51H1V52H3ZM76 51V52H75ZM167 51H169L168 52V54L169 55H167ZM215 51V52H214ZM218 51V52H217ZM1 52H0V54H1ZM90 52V51H89ZM89 52H88V54H89ZM160 52V53H159ZM163 52H165V53H163ZM174 52V53H173ZM176 52H177V54H178V56L179 57H177V54H176ZM187 52V53H188ZM199 52V53H198ZM207 52H208V54H207ZM5 52H3L2 53V55L4 54ZM163 53V55H161ZM183 53H184V55H183ZM147 54V55H148ZM161 56H159V55ZM176 54V55H175ZM201 54L203 55V58L202 59H200L201 57ZM217 54V55H216ZM73 55H75V56H73ZM105 55V54H104ZM158 55V56H157ZM186 55V56H185ZM200 55V56H199ZM213 55H214V57H213ZM12 59L13 58H15V54L13 53L12 55ZM20 59H21V56H22V54H21V52H20ZM172 56H176L177 58H175V57H172ZM182 56V58H180ZM183 56H185V58L183 57ZM190 56V57H189ZM193 56H195V57H193ZM197 56V57H196ZM219 56V57H220ZM33 57V56H32ZM109 57V58H108ZM158 57V58H157ZM160 57V58H159ZM72 58V59H71ZM186 58H187V60H186ZM19 59V60H20ZM67 59H69V61H68V67L66 68V70L64 69L65 68V61L67 60ZM84 60H85V58H83ZM173 59V60H172ZM185 59V60H184ZM198 59V60H197ZM221 59H222V57H221ZM264 59V58H263ZM263 59H260L261 60V63H264V60ZM71 60H73V61H71ZM43 59H38L37 58V63H43ZM79 61V62H78ZM109 61V62H108ZM122 61V62H121ZM149 61V60H148ZM158 62V63H156V62ZM162 61V62H161ZM67 62V61H66ZM101 62H102V60L100 61V65H101ZM124 62H127L126 64L124 63ZM153 63V64H152ZM156 63V64H155ZM167 63H169V64H167ZM207 63V64H206ZM214 63V64H213ZM33 64V63H32ZM82 64V65H81ZM202 64V65H201ZM210 64H212V65H210ZM79 65V66H78ZM114 67H113V66ZM121 65V67H118V66H120ZM148 65V66H147ZM156 65V66H155ZM174 65H175V63H174ZM196 65V66H195ZM199 67H198V66ZM214 65V66H213ZM230 65H233V64H230ZM116 66L119 68V70H116V69H118V68H116ZM153 66V67H152ZM160 66H161V68H160ZM206 66V67H205ZM122 67L123 68H125V69H122ZM157 67V68H156ZM207 67H213V68H210V71H211V69H214V67H215V69H214V71H211V72H209L208 74H207V71H209V68H207ZM217 67V68H218ZM59 68H60V71H59ZM74 68H73V71H74ZM111 68V69H110ZM121 68V69H120ZM207 68V69H206ZM56 69H57V71L58 72H60L61 73V75L63 76V78H59V76H56ZM62 69H63V71H62ZM89 69V70H88ZM112 69H113V71H112ZM127 69V70H126ZM154 69H156V70H154ZM163 69H165L164 70V72H162V70ZM202 69V70H201ZM204 69H205V72H204ZM35 70L36 69H33V70H29V71H25L24 73H22L21 75H20V77L18 78V81H19V84H17V83H15V81L14 82H11V83H8V81H7V79L6 78H3V77H1V75H0V99H2L3 98V96L5 97H7L6 98V101H7V104L10 106V104H9V101L8 100H10L11 102H13L14 104H22L24 101H25V103H24V105L26 104L27 106H29L30 107V109H33L34 108V106H33V104L32 103H26V102H28L31 98H29V99H27L30 95H28L27 96V94H29L31 91L32 92H34V91H36V90H42V86L41 85H37L38 84V81L36 80H34V76H33V73H35ZM122 70H123V72H122ZM125 70H126V72H125ZM150 70H151V72H150ZM201 70V71H200ZM48 71V72H47ZM153 71H155V72H153ZM159 71V72H158ZM46 72L50 75V77L48 78V76L49 75H47L46 74ZM63 72V73H62ZM65 72V73H64ZM120 72H122L123 73V75H122V73H120ZM153 72V73H152ZM160 72H162V73H160ZM199 72H204V74L202 73H199ZM106 73H108V74H106ZM118 73H120V74H118ZM130 74L129 76L128 75H126V74ZM137 73V74H136ZM40 74H41V71L39 72V76H40ZM163 74H165V75H163ZM200 74H201V76H200ZM65 75V76H64ZM67 75V76H66ZM104 75H106V76H104ZM123 78H122V77ZM165 76V78H163ZM73 80H72V79ZM121 78V79H120ZM132 78H133V80H132ZM135 79V80H134ZM155 79H156V81H155ZM131 80V81H130ZM160 80H162V81H160ZM223 80H225V79H223ZM239 80H241V78H239ZM121 81V82H120ZM130 81V82H129ZM134 81V82H133ZM158 81H159V83H160V85H161V87H160V85H159V83H158ZM154 82H156V84L154 83ZM162 82H163V84H162ZM166 82H168V83H166ZM171 82V83H170ZM210 81H206V83H209ZM147 83V82H146ZM165 83V84H164ZM205 83V84H206ZM49 84V85H48ZM56 84V85H55ZM157 84H158V86H157ZM110 85V86H109ZM162 85H164L165 87H163ZM170 85V86H169ZM115 86H116V88H119L120 86H119V84H115ZM130 86V87H131ZM176 88H175V87ZM205 86V85H204ZM53 87V88H52ZM161 89H160V88ZM167 87H168V89H167ZM171 87V88H170ZM110 88V89H109ZM171 89V92H170V89ZM175 88V89H174ZM179 88V89H178ZM200 88H198V90H199ZM108 90V91H107ZM109 90L111 91V92H109ZM136 90V89H135ZM167 90V92H165ZM201 91H204L205 92V88H201L200 89ZM211 90V89H210ZM65 91V92H64ZM107 91V92H106ZM218 91V90H217ZM165 92V93H164ZM219 92L221 93V92H223L222 91V89H219ZM87 93V94H86ZM106 93H107V95H106ZM156 93V94H155ZM63 94H64V96H67L66 97V100H67V103H68V101H69V99H71V104L70 103H68V104H66V102L63 104V100H62V96H63ZM67 94V95H66ZM83 94H85L86 96H87V99L85 98V95L83 96ZM1 95H2V97H1ZM191 95H193V96H191ZM199 95V94H198ZM82 96V97H81ZM80 97V98H79ZM122 97V96H121ZM169 97V96H168ZM194 97V98H193ZM196 97H198V98H196ZM205 97L207 98V99H205ZM209 97V98H208ZM212 97V98H211ZM83 98V99H82ZM192 98V99H191ZM84 99L85 100H87V102L86 101H84ZM190 99V100H189ZM198 99V100H197ZM205 99V100H204ZM73 100V101H72ZM120 100H121V102L122 101H124V100H122V98H120ZM3 102H5V100L3 101ZM96 102V101H95ZM186 103V104H185ZM63 104V105H62ZM185 105V106H184ZM77 106V107H76ZM142 106V103L140 102L139 103V105H138V108H137V110H136V114H138V116H140L141 115V113H142V110H140V107ZM80 110L79 111V114L78 113H75V111L77 110ZM74 109H76V110H74ZM107 109H109V108H107ZM107 109H105V111L107 110ZM77 110V111H78ZM107 111H109V110H107ZM141 111V112H140ZM71 112V113H70ZM175 113H177L176 111H174ZM173 112V117L174 116H176L175 115V113ZM57 113L59 114V115H57ZM53 114V115H54ZM117 114H118V112H117ZM169 114H170V112H168L167 111V121L169 120ZM1 115V114H0ZM143 115V114H142ZM171 115H172V113H171ZM118 116V115H117ZM137 116V117H138ZM153 116V115H152ZM155 116V115H154ZM1 117V116H0ZM119 117V116H118ZM158 117V116H157ZM156 117V118H157ZM120 118V117H119ZM142 118V117H141ZM140 118V119H141ZM152 118L153 117H151L150 119H151V121L149 120V124L151 125V128L153 129V130H155V128H157L156 127V125H154L153 123V120H152ZM63 119H64V121H63ZM143 119V118H142ZM179 118H177V120H178ZM195 118H191V119H188V120H183V117H182V120L185 122V124H187L188 122H191V121H193ZM179 120H181V119H179ZM120 122H121V120L120 119H116L115 120V123H116V126L118 125L119 126V124H120ZM146 122H148V120H146ZM90 126V127H89ZM264 126V125H263ZM59 128V129H58ZM90 128V129H89ZM191 128V127H190ZM203 129H201V128H197V130L198 131H200V133H201V135L202 134H204V135H202L203 136V138L205 137V140L206 141H211V140H214V141H216L217 140V142L218 143H220L221 145L222 144H224V139H215L212 135H210V133L207 131V129L206 128H204V127H202ZM49 129V128H48ZM57 129H58V131L59 132H57ZM73 129H74V131L76 130V132H78V133H76V132H73L72 133V131H73ZM97 128H95V130H96ZM100 130H103V128H99ZM129 130H132V128H128ZM201 129V130H200ZM248 129H251V128H248ZM263 129H264V127H263ZM48 132L49 131H47V130H45L44 131V133L45 134H48ZM64 132V133H63ZM83 132V133H82ZM85 132V133H84ZM128 132V134H129V131H127ZM127 132L125 131L124 133H126L127 134ZM257 132V131H256ZM255 132V133H256ZM209 133V134H208ZM74 134V135H73ZM162 135H160V137L161 138H166L167 136H166V134H167V131H166V133L164 134V133H161ZM58 135H63L62 137H63V139L65 140V141H67V142H65V143H63V141H61L60 139L62 138V137H59L58 138V140L56 139L57 137H58ZM158 135V136H159ZM163 135H165L166 137H164ZM50 136V135H49ZM48 136V137H49ZM74 136H75V138H74ZM209 136V137H208ZM160 137H158L157 138V136H156V138L155 139H153V143L152 144H148V145H146V148L147 147H149L148 149H150V146L151 145H156L155 144V141H157V139H159ZM172 137H174V138H176L177 140H178V138L176 137V136H171V137H168L169 139H173ZM213 138V139H212ZM75 139H78V140H75ZM264 131H262V132H260V133H258L257 132V135L255 136V141H251L247 146L244 144L245 143V141H244V143H240L238 140L235 142V146L237 145L238 147H240V148H237L238 149V151H243L244 149H245V147H246V149H245V151L247 152V156L250 158H252V156H254L253 154H255L257 151H259L260 149L259 148H262L263 147V145H264ZM188 139H184V141H186L187 143H185L183 140H180L179 142H178V144L180 145V149H182V150H178L177 151V149L178 148H176V147H171V149L170 150H172V151H170V153L171 152H174V149H175V152L174 153H176L177 155H179V158H177L176 159V161H174V159L172 158V156L170 157V155L167 157V155H166V153H167V145H166V147H165V152L166 153H164V158H162L161 157V159H159V155L158 154H156L157 152H154L155 153V155H153L154 156V158H153V156H152V154H150V150H149V152H138V153H136V155L134 154V156H135V158L137 159H134L135 160V164H137L138 166H139V164L138 163H140V166H141V168H143V169H141L140 171H137V173H138V176L140 177L141 175L140 174H144V178H142V180L140 181L141 182V184L140 185H145V184H148L149 182L146 180V178H148V177H146L147 175H145V174H148L149 173V171H150V173H151V175L152 176H155V177H153V179L154 180H157V182L155 181V183H157V185H158V182H160L161 184H162V182L161 181H159L160 180V178L161 179H163V180H165L166 179V177H167V170L169 171H174V169H176V168H174V167H176V166H178L179 164L178 163H180L181 165H179L180 167L182 166L183 168H186V166H187V164H189V161L190 162H194V164H197V166L199 165V167H195V170H196V173H195V171L193 172V173H195V174H201L202 176L204 175V174H206V172L207 171H209L210 169H211V167H210V165L208 166V168H207V166H206V163L207 162H211V159L209 158H203V157H208L207 155H208V152L206 153V150H203V151H201L200 150V147L199 146H197L196 147V145L194 146L193 144H191V143H189L190 141L188 140ZM58 141H61V142H58ZM76 141V142H75ZM79 143H78V142ZM223 141V142H222ZM69 142H72V143H69ZM174 142V140L172 141V143ZM253 142V143H252ZM60 144V146L58 145V144ZM69 144H70V146H69ZM185 144V145H184ZM53 145V146H54ZM68 145V146H67ZM79 145V146H78ZM80 145H81V149H80ZM250 145V146H249ZM63 146H64V148H63ZM71 146H72V148L73 149H71ZM185 148H184V147ZM242 146L244 147V148H242ZM33 146H31V148H32ZM69 147V148H68ZM79 147V148H78ZM196 147V148H195ZM174 148V149H173ZM199 148V149H198ZM64 149V150H63ZM68 149V150H67ZM59 150V151H60ZM65 150H67V151H65ZM74 150V151H73ZM79 150H82V151H79ZM72 151V152H71ZM87 151V152H86ZM156 151V150H155ZM233 151V150H232ZM244 151V152H245ZM35 151H33V152H31V153H29L28 155L29 156H33V160L34 161H36L37 160V156H36V154H37V152H36V154L34 153ZM64 152V153H63ZM81 152H82V154H81ZM197 152V153H196ZM200 154H199V153ZM245 152V153H246ZM229 153H231V152H229ZM251 153V154H250ZM66 154V153H65ZM77 154V155H76ZM187 154V155H186ZM235 154H237V153H233V155L235 156ZM35 155V156H34ZM148 155H149V157H148ZM199 155V156H198ZM202 155V156H201ZM250 155V156H249ZM29 156L27 157V158H29ZM147 156V157H146ZM158 158H157V157ZM201 156V157H200ZM124 157H126V158H124L123 160L125 161V159L127 160V155H125ZM169 159V161H168V159ZM196 157V158H195ZM198 157V158H197ZM248 157H246V156H244V157H241L242 158V161H241V159H235L234 157H233V160H236V161H233V160H231L230 161V163H231V165H230V163H229V165H228V163L225 165V168L223 169H219V171L217 172V174L214 176V177H211V179H209L208 181H205L204 183H203V185H202V189H201V191H202V193H199V195H197L193 200H192V202L189 204V203H186L185 204V207L183 206V208H184V211H183V213H182V215L179 217V218H181V219H179V218H175V219H172V220H170L169 222H166L165 224L164 223H162V224H160L161 226H162V229H161V226L159 225H157V226H151V225H149V224H147V223H145V224H147V225H143V222H141V220L140 221H138V220H128V219H126V215L123 213L122 214V212H123V209H124V207L122 206V205H120L119 207H116V203L118 204V203H120L119 202V199L118 198H116L117 196H118V194H119V191H118V189L117 188H115L114 186H113V183H112V178L114 177V176H116V173H115V171L114 172H111V170H113V168L116 166V165H119V163H114L115 165H113V167L109 170V172L107 171V173H106V171L104 172V170H107L108 169V167L105 165L106 164V161L105 160H103V159H96V161H95V165H98V164H103V165H101L102 166V170H103V172H102V175H100V177L102 178V181L103 182H101L99 179H97L96 178V176L93 178V180H94V185H95V188H96V192H97V198L99 199V197L101 198V203L99 204V205H97L96 203H95V201H96V199H94V206H88L87 208H85V207H83L84 209H82V210H79L80 212H81V214L82 215H84L85 216V218H87V220L86 221H72V223H71V220H70V217H69V219H68V224H67V222L65 223V226H64V228H67V232L65 233V235H64V237L62 236V237H60L59 238V242H58V244H56L58 247L56 248V250L54 251V252H58V251H60V250H63V249H68V248H70L71 247V245L72 244H74L77 240H80V239H85V238H91V237H95V236H105V235H107V234H109V233H111L112 231L114 232V231H123V229L125 230V231H131V229L132 230H138L139 232H142L143 230L144 231H146L145 229H147V231L148 232H151V233H153L154 235L155 234H160V233H162V231L164 232L166 229H168L169 227H171V226H174L175 227V225H180V223H182L188 216H189V212L191 211V209L193 208V207H195V205L197 206L198 204H200L201 203V197L204 195V193H205V195H208V194H210V192L213 190L214 191V189H215V187L218 185V183L221 181V180H223L225 177H228V176H230L231 174H233L236 170H240V169H242L243 167H245V166H247L248 165V163L250 162V160H249V158ZM81 158V159H80ZM171 158H172V160H171ZM187 158V159H186ZM225 158H228V156L227 157H225ZM36 159V160H35ZM157 159V160H156ZM167 159V160H166ZM181 159V160H180ZM195 159H197L196 160V162H195ZM201 159V160H200ZM243 159H244V161H243ZM145 160H148V161H145ZM160 160V161H159ZM163 160V161H162ZM178 160V161H177ZM198 160H200V161H198ZM249 160V162H247ZM29 161V160H28ZM91 161H93V163L91 162ZM154 161V162H153ZM166 161V162H165ZM171 161V162H170ZM197 161H198V163H197ZM240 161H241V163H240ZM101 162V163H100ZM146 163L147 162V164H142V163ZM167 162H169L170 163V165H169V163H167ZM182 162H184V163H182ZM243 162V163H242ZM38 164L36 165V167L37 168H42L41 170L42 171H40L39 169H37V168H35V170H36V172L38 171L39 172V174H41V172H44V170H45V172L44 173H42V174H45L46 176H47V174H46V171H48L47 173H53V171H54V169H51V167H50V163L49 162H47V161H38L37 162ZM40 163H41V166H40ZM42 163H46L45 165L44 164H42ZM80 163H82V162H80ZM80 163L78 162V164H77V166H76V163L74 164V165H71V167H78L79 169H82L83 168V165H80ZM150 164V166H149V164ZM155 163V164H154ZM159 163V164H158ZM166 163V164H165ZM177 163V164H176ZM202 163V164H201ZM204 163V164H203ZM212 163V162H211ZM210 163V164H211ZM233 163V164H232ZM238 163V164H237ZM83 164H84V162H83ZM142 164V165H141ZM165 164V166H162V165H164ZM144 165H146L148 168L146 169L145 167L146 166H144ZM167 165V166H166ZM228 165V166H227ZM38 166H40V167H38ZM100 166V167H101ZM139 166V167H140ZM153 168H152V167ZM168 166H169V168L170 169H168ZM178 166V167H179ZM203 168H202V167ZM119 167V166H118ZM134 167V166H133ZM150 167V168H149ZM162 167L164 168H166L167 170L166 171H164L165 170V168L164 169H162ZM204 167L205 168H207L206 170L204 169ZM3 168V167H2ZM46 168V169H45ZM135 168V167H134ZM44 169V170H43ZM145 169L147 170V172L145 171ZM172 169V170H171ZM229 169V170H228ZM50 170H52V172H50ZM156 170H158V172L156 171ZM161 170V171H160ZM235 170V171H234ZM37 172V173H38ZM119 172V171H118ZM152 172H153V174H152ZM162 172H163V174H164V176H166V177H164L163 176V174H162ZM204 174H203V173ZM156 173H158V175L159 174H161L160 175V177L158 176V175H156ZM208 173V172H207ZM228 173V174H227ZM108 175V176H106V175ZM114 174V175H113ZM131 174L132 173H130V171L128 172V175L129 176H131ZM166 174V175H165ZM230 174V175H229ZM45 175H41L40 177H42V178H44V177H46ZM55 175V174H54ZM93 176H94V174H93ZM113 176V177H112ZM133 176V175H132ZM218 176V177H217ZM119 177V176H118ZM158 177V178H157ZM163 177V178H162ZM204 177V176H203ZM107 181V182H106ZM119 181H120V179H119ZM147 181V182H146ZM99 183V184H98ZM100 183H101V185H100ZM105 183V184H104ZM125 183H126V185H127V189L129 190V192H132V190L134 191L135 189V186L134 185H136L137 184V182H133L132 180H131V178H127L126 177V180H125ZM159 183V184H160ZM139 184V183H138ZM206 184V185H205ZM217 184V185H216ZM104 187H103V186ZM106 185V186H105ZM131 185V186H130ZM100 186V187H99ZM209 187V188H208ZM106 188L109 190H106ZM210 188H212L211 190H209ZM103 192H102V191ZM116 191V192H115ZM208 191H209V193H208ZM212 191V192H213ZM98 192H99V194H98ZM111 192V193H110ZM211 192V193H212ZM105 193H107V194H109V196H108V198H107V196H106V199H105ZM124 193H126V191L124 192ZM153 191H150V195L152 196L153 195ZM125 195H127V196H129L128 195V193L127 194H124V195H122V197L123 198H127ZM119 198H120V195L118 196ZM53 199L52 197H51V195L47 198V199ZM102 198H103V200H102ZM110 198H112V201L111 200H109ZM114 198H116V199H114ZM73 199V198H72ZM199 199V200H198ZM74 200V199H73ZM113 200H115V201H113ZM117 200H118V202H117ZM200 201V202H198V201ZM196 201H197V203H196ZM71 204H73V206H71V208L73 209V213L74 214H76V215H78L76 212H74V211H76V205L74 206V203H71ZM189 204V205H188ZM137 205V204H136ZM187 205V206H186ZM113 206V207H112ZM99 207V208H101V209H97V208ZM189 207V208H188ZM49 209H48V211L53 215V216H55L54 215V207H52V206H49L48 207ZM104 208V209H103ZM117 208H118V210L119 211H117ZM104 210V211H103ZM95 211H97V212H95ZM114 211V212H113ZM111 214H110V213ZM120 212V213H119ZM186 212V213H185ZM27 213V212H26ZM57 215V214H56ZM58 215H61L62 216V214H61V212L60 213H58ZM122 216V217H121ZM134 216H135V218H136V213H134ZM124 217V218H123ZM111 220H113V221H111ZM115 221V222H114ZM120 221V222H119ZM134 221V222H133ZM135 221H136V223H135ZM142 221H143V219H142ZM180 221V222H179ZM122 222V223H121ZM141 222V223H140ZM101 223V224H100ZM104 223V224H103ZM169 223V224H168ZM176 223V224H175ZM75 226H74V225ZM99 225V226H97V225ZM127 224V225H126ZM133 224V225H132ZM139 224V225H138ZM140 224H142V226L140 225ZM164 224V225H163ZM67 225V226H66ZM107 225V226H106ZM118 225V226H117ZM124 225V226H123ZM136 225H138V227L136 226ZM185 225H187V221H186V224ZM24 226V227H23ZM22 226V223H21V228L20 227H18V228H15V229H18L20 232H25V227L27 226L29 229H33V230H37L38 228H37V226L36 225H32V224H27V225H23ZM32 226V227H31ZM117 226V227H116ZM124 227V228H121V227ZM136 226V227H135ZM23 227V228H22ZM70 227V228H69ZM126 227V228H125ZM70 229V231H68L69 229ZM98 229V230H97ZM115 229V230H114ZM127 229V230H126ZM129 229V230H128ZM155 229H157V230H155ZM35 230V231H36ZM59 232L60 233H62V229H61V227H59ZM62 230V231H61ZM140 230H142V231H140ZM146 231V232H147ZM105 234V235H104ZM88 236V237H87ZM79 237V238H78ZM162 237V236H161ZM165 236H163V238H164ZM160 238V237H159ZM163 238H160L161 240L163 239ZM63 241V242H62ZM74 241V242H73ZM164 241V240H163ZM166 242H169L170 243V241L169 240H166ZM2 245V243H0V246ZM70 247H69V246ZM60 247V248H59ZM58 250V251H57ZM53 253V251H49L48 253H41L40 255H39V258H38V256L34 259V260H32V261H25V260H23L22 262L21 261H18V262H15V261H11L10 259L11 258H7L6 257V255L4 256V257H2V260L4 261V260H6V261H4V263H9V264H16V263H18V264H30V263H35V264H39L40 262H42V263H45L46 262V258H50L51 257V254ZM42 256V257H41ZM49 256V257H48ZM5 258V259H4ZM7 258V259H6ZM40 258H41V260H40ZM38 259V260H37ZM43 259H45L44 261H42ZM30 262V263H29ZM47 262H48V260H47Z\"/></svg>", "mask_w": 264, "mask_h": 264}, {"label": "snow or ice", "instance_id": "obj_3", "mask_svg": "<svg viewBox=\"0 0 264 264\" xmlns=\"http://www.w3.org/2000/svg\"><path fill=\"white\" fill-rule=\"evenodd\" d=\"M59 2L40 0V7ZM75 6H83L81 0ZM88 7L91 11V0ZM259 159V168L238 174L226 182L231 187L196 210L171 264H264V152ZM60 256L56 264H169L162 242L132 235L86 242Z\"/></svg>", "mask_w": 264, "mask_h": 264}, {"label": "water", "instance_id": "obj_4", "mask_svg": "<svg viewBox=\"0 0 264 264\" xmlns=\"http://www.w3.org/2000/svg\"><path fill=\"white\" fill-rule=\"evenodd\" d=\"M261 152H264V147H263V149H261V150H260V151H259L254 157H253V159L251 160V162L249 163V165H248L247 167L242 168V169H240V170H237L234 174H232L231 176H229V177H227L226 179H224V180L219 184V186L217 187L216 191L213 193V195H212V197L210 198V200H209L208 202L204 203L203 205L199 206L197 209L202 208V207H204L205 205L211 204V203L216 199L218 193H221L222 191H224V190H226L227 188L231 187V186H232L231 183L226 184V182H232L233 179H234L238 174L244 172V171L247 170V169L252 168L253 165H256V167L259 168V166H260V159H259V157H260V153H261ZM197 209H196V210H197ZM196 210L193 212V214L196 212ZM193 214H192L191 217H190L189 226L187 227V229L184 231V233H183V235H182V238H181V240H180V245H179L178 249L176 250V252L174 253L173 256H171V253H170V250H169V247L167 246V244H166L163 240H161L160 238H156V237H153V236H140V234H137V233H131V234H113V235L107 237L106 239H102V238H94V239H86V240H82V241H79V242L74 246V248L72 249V251H70V252H61V253H71V252H73L78 246H80V245H82V244H84V243H86V242H92V241H108V240L112 239L113 237H120V236H125V237H126V236H130V235H132V236H138V237L145 238V239H147V238H153V239H156V240H159L160 242H162V243L168 248V252H169V264H171V262H172L173 260H175V258H176V253L179 251V249H180V247H181V245H182V241H183L184 234H185V233H186V232L192 227V217H193ZM117 243H119V241H117ZM61 253H59V254L57 255V257H56V258H55L50 264H56V261H57L58 259H61V256H60ZM65 258H66V257H65Z\"/></svg>", "mask_w": 264, "mask_h": 264}]
</instances>
